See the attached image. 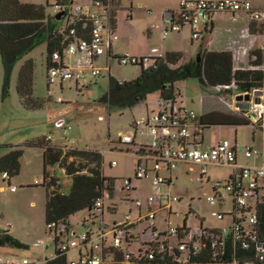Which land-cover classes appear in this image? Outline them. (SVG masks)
<instances>
[{
	"label": "rangeland",
	"instance_id": "374dc122",
	"mask_svg": "<svg viewBox=\"0 0 264 264\" xmlns=\"http://www.w3.org/2000/svg\"><path fill=\"white\" fill-rule=\"evenodd\" d=\"M23 3L39 4L45 7L47 17H53L57 13L56 0H20ZM155 0H119L115 12V29L111 37V48L114 55L121 56H143L148 53L163 55L174 46V40L179 33H163L160 29L152 28L159 20V13L150 4ZM90 0H67L66 6L74 3H89ZM147 6L148 9H144ZM66 17L59 20L64 25ZM159 23V21L157 22ZM184 30V31H183ZM182 33L188 37L180 46L183 51L181 62L195 59L200 42L207 40L203 34L202 41L195 39L190 41L189 29H183ZM189 34L187 35V33ZM209 38V37H208ZM107 50L94 61V67L101 69V74L96 77L90 76V70L86 69L87 76L76 85L66 80L60 83L58 80L51 84L46 80V45L40 43L32 50L22 55L13 65L8 77L7 94L3 95L4 69L0 57V156L10 149V146H20L23 149L20 171L17 175L8 179L0 176V229L6 230L14 238L27 245V248L14 246H0V255L12 257H29L33 260L43 261L54 254L53 235L48 230L44 217V204L46 200V189L43 181V148L41 146H28L27 141L50 135L53 144L66 146L79 150H92L101 153L103 158V174L106 177L115 178L116 185L113 196L110 198L105 193L104 210L82 209L75 212L69 219V233L62 236V240H76L77 236L86 230H91V238L87 244L88 249L101 247V240L97 236L99 226L104 231V246L112 245L113 236L122 239V247L125 248L124 231L113 230L115 223L125 220L127 215L130 220H135L140 214L144 217L148 213L146 199L152 192L154 172H150L146 178L136 180L134 177L135 146L132 144L119 143L120 135H133L135 132L134 122L137 119L152 115L158 110L157 95H149L140 100L131 108H111L103 100L108 88L109 75L119 81L134 79L140 73L139 65H121L117 60H111L110 71L106 67ZM32 59L34 64L33 95L44 101V105L36 110H26L20 102L16 91V80L22 63ZM259 69V68H258ZM245 87L255 88L252 82L244 83ZM215 97L212 87L204 89L197 78H186L174 83L175 101L196 112L203 113L204 107L214 99H208L207 94ZM221 103V101H220ZM222 104V103H221ZM217 107L221 105L217 104ZM57 114L63 119V127L55 126V121L49 122L52 114ZM215 129L205 131L209 135ZM228 131V130H222ZM208 139H211L209 136ZM136 142H142V137H136ZM9 144V145H7ZM130 151H126V149ZM132 152V153H131ZM70 160L79 162V157L72 156ZM111 162L115 165L110 166ZM201 165L179 164L171 171V185L166 190L181 199L171 205L172 213L169 216L172 226H180L186 217V224L191 231L198 230L200 225L204 228H219L231 222L232 200L227 199L221 205L220 201L210 204L207 195L211 194V181L225 180L233 174L231 165L215 166L208 165L205 174L201 172ZM49 171L57 178L59 190L68 194L71 190V178L68 177L63 168L58 165L49 167ZM159 177L169 178L166 170L158 172ZM130 179L131 190L128 199L121 193L122 179ZM13 186L14 190L10 187ZM141 202L140 211L135 202ZM115 206V212L108 211V207ZM157 203L152 205L155 209ZM189 211V213H188ZM174 213H180V216ZM188 213V214H187ZM226 214L223 219H217L214 214ZM187 214V216H185ZM93 218L94 220H91ZM87 219L85 226L83 220ZM166 211L156 214L155 223L161 229L165 226ZM93 223V224H92ZM134 240L130 248L137 250L141 243L151 238L149 220H142L131 228ZM41 242L40 246L35 243ZM80 247L72 248L67 252L68 258H77ZM39 264H43L40 262Z\"/></svg>",
	"mask_w": 264,
	"mask_h": 264
},
{
	"label": "built area",
	"instance_id": "2783aa9c",
	"mask_svg": "<svg viewBox=\"0 0 264 264\" xmlns=\"http://www.w3.org/2000/svg\"><path fill=\"white\" fill-rule=\"evenodd\" d=\"M118 4L119 0H90L89 3H74L68 7V11L62 9V5L56 4L58 9L64 10V39L67 42H63L59 49L50 54L49 66L46 67L49 84L57 80H69L78 84L87 76L86 69L90 70L91 77L101 74V69L94 67V61L111 48V37L115 28L114 16ZM218 12H229L233 17L238 12H245L253 21L261 23L264 27V8H254L249 0H180L177 8L161 10L159 26L163 33L179 32L185 27H190L191 39L195 40L203 34L199 26L208 24ZM76 54L82 56L77 59L78 66L73 68L70 61ZM159 56L161 55L153 53L143 56H116V60L121 65H139L144 68L156 62ZM246 93L250 95V100L245 116L253 115L255 121L262 119L264 88L255 87ZM158 103V110L154 114L134 122L133 135H120L119 143L135 146V178H146L153 171L155 182L146 199L147 215L141 217L139 214L135 220H130L127 215L123 222L114 224L113 230L124 231V240L129 241L123 260L117 262L113 256H105L102 250L105 233L102 226H99L97 236L101 240L100 249L98 246L88 249L87 244L92 234L89 235L88 230L77 236L79 243L76 240H66L58 245V251L66 253L72 248L80 247L79 256L68 258L66 264H132L134 259L141 263L143 261L144 264H189V259L194 261L193 264H256L257 261L264 264V229L259 215V209L264 206V165H243L227 179L211 181V194L207 195L210 204L220 201L222 205L225 200H232L233 212L227 214L231 217V222L219 228L207 229L200 225L198 230L193 232L186 224V217L180 226H172L169 220L171 205L178 202L180 197L164 188V185L170 187L171 171L180 163L199 164L202 174H205L208 164H228L237 168V152L243 153L245 157H256L259 151L250 146L231 143L228 139H222L207 149L199 148L195 142V137L201 134L199 115L194 110L178 104L174 97L158 99ZM58 118L55 121L56 126L62 128L63 119ZM136 137H142L144 141L136 142ZM49 138L50 136L47 137ZM113 165L115 162L110 163V166ZM160 170L168 171L169 178L159 177ZM2 178L8 179L7 173H3ZM10 188L14 190L13 186ZM130 190V180L122 179L121 193L126 196ZM103 200L104 198H99L96 206H102ZM154 203L158 204L155 209L152 208ZM135 204L140 211L141 202L136 200ZM161 211H166V219L165 226L159 229L155 217ZM225 215L214 214L217 219H223ZM142 220H149L151 238L144 242L146 246L141 247V243L139 248L143 252L136 253L139 248H130L134 240L130 226L141 223ZM113 238V248L127 247V242L125 248L121 246L123 241L116 234ZM40 245L41 242L35 243V246ZM239 250L252 252L254 259L238 256ZM54 257L55 254L39 261L29 257L0 255V264H46L48 259Z\"/></svg>",
	"mask_w": 264,
	"mask_h": 264
},
{
	"label": "trees",
	"instance_id": "16d2710c",
	"mask_svg": "<svg viewBox=\"0 0 264 264\" xmlns=\"http://www.w3.org/2000/svg\"><path fill=\"white\" fill-rule=\"evenodd\" d=\"M66 2L67 0H56L57 5H62V9L68 11ZM61 19H63V16L60 19H56L55 16L47 17L45 7L39 4L23 3L20 0H0V57L4 69L3 95L8 93V77L15 62L40 43L46 45V67L49 66L51 52L59 49L63 42H67L64 39L65 25L59 23ZM203 32H207L206 28ZM203 38L202 34L199 39L202 41ZM108 53L112 59H117L115 55L111 54L110 50ZM250 54L254 57L250 61L253 68L234 69L230 51H209L205 42H200L196 58L187 62H181L182 52L167 51L159 56L153 64L141 68L140 74L132 80L119 81L109 75L108 88L103 100L107 103L109 109H125L131 108L149 95H157L158 99L172 98L174 83L186 78H197L204 89L206 87L207 89L209 87L226 89L234 82L241 85L252 82L253 86L260 87L263 82V72L258 68L262 63V53L259 49H255ZM197 57H200V59L197 60ZM33 76V61L27 59L22 63L16 80V91L22 106L26 110H36L45 104L42 99L33 95ZM225 91L228 92L227 89ZM222 116L224 115L217 113L211 116V121H207L203 115H199L198 125L200 131L202 132L205 127L213 123H247L244 118L235 120L226 115V117ZM47 137L30 140L26 144L43 148L42 185L46 189L44 217L46 226L53 235L54 254L56 255L54 258L48 259L46 264H66L68 260L67 253L59 252L57 247L64 242L62 236L69 233L70 216L82 209L90 211L97 209L101 211L102 215L104 200L100 207L96 206V201L99 198H104L105 193L111 198L117 180L103 174V158L100 152L61 148L53 145ZM22 155L23 149L20 146H10L8 152L0 156V176L7 173L9 181L11 176L17 175L20 171ZM72 156L79 157V162L73 159L70 160L69 158ZM53 165L63 168L66 175L71 178L72 186L68 194H64L59 190L57 178L50 173L49 167ZM125 197V200L132 202L128 199V195ZM115 210L114 205L108 207V211L112 213ZM259 215L262 222L261 226L264 229V206L259 209ZM91 220L94 219L91 218ZM86 222L87 219H84L83 226ZM134 226L135 224L130 227L133 228ZM88 231L90 235L92 231ZM125 242H127L125 249H115L112 246L105 247L102 244L103 253L105 256H113L117 262L122 261L129 246L127 239H125ZM146 245V243H143L141 247ZM0 246L27 248V245L14 238L6 230L0 232ZM141 252H143L141 248L136 251V253ZM238 256L249 260L254 259L253 253L250 251L239 250ZM188 261L189 264L194 262L191 259ZM142 263L136 259L132 261V264ZM256 264L261 263L257 261Z\"/></svg>",
	"mask_w": 264,
	"mask_h": 264
},
{
	"label": "crops",
	"instance_id": "0c3cea01",
	"mask_svg": "<svg viewBox=\"0 0 264 264\" xmlns=\"http://www.w3.org/2000/svg\"><path fill=\"white\" fill-rule=\"evenodd\" d=\"M249 1H251L254 8L257 9L264 8V0H249ZM179 2L180 0H155L152 4H150V6L159 13L158 19L160 20L162 9H175L178 7ZM132 4H133V0H130V5ZM143 7H145L144 9H148L147 6H143ZM157 22L156 24L153 25L152 28L158 29L160 32L161 28L159 26V23ZM205 28L207 32H203ZM183 29H189L191 34L190 27H185ZM182 30L177 32L179 34L177 35L176 40H174L175 43L174 46L167 51H180L183 53L180 45L184 41H187L188 37L186 36V34L182 33L184 31ZM199 30L203 32L204 35L206 34L209 37V38L207 37V40L204 41L207 50L209 51L224 50L231 52L234 69L253 68L250 61L254 59V57L251 56L250 52L255 49H259L262 53V63L259 66V69L263 72V82L260 87L264 88V27L261 23L253 21L251 17L245 12H238L234 15V17L229 12H218L211 18L208 24L200 25ZM188 34L189 32L187 33V35ZM189 38L190 41H192L191 37ZM199 40L201 41V39ZM110 51L111 54L114 55V52H112V48H110ZM81 56H82L81 54L74 55L70 61V66L76 68L78 66L77 59ZM111 60L114 59H112L109 56V53L107 51V56L105 61H106V67L109 71H110ZM46 80H47V73H46ZM226 89L229 93L225 91ZM226 89H222L218 87L212 88V91L215 93L216 99H218V101L215 100V97L213 95L208 93L207 98L214 99V102L208 103L204 107L203 113L201 115H203L207 121H211L212 120L211 116L218 113L220 115H224L222 117L227 116L235 120L244 118L246 119L247 123L245 124L213 123L205 127L202 130L201 132L202 134H200V136L195 137V142L199 148L207 149L214 146L217 142H219L222 139H228L231 143H238L243 146H250L259 151V155L256 157H245L243 153L237 152L236 160H235L237 168L231 165L233 167V173L238 169V167L243 165H256V166L264 165V117L258 121H255L252 118L253 115H251V117L245 116V110L249 106L248 100L244 98L237 99V95H244V93H246V91L249 90L248 87H245L238 83H234L233 85H231L229 88ZM220 101L222 104L220 103ZM217 104L221 105V107H217ZM57 118L58 115L54 113L49 116L48 120L49 122H51L52 120L56 121ZM59 119L62 118H58V120ZM55 126H56V122H55ZM212 128L215 129V131L210 133L208 136L205 135V131ZM222 130H228V131H222ZM44 136H50V135H44ZM209 136L211 137V139H208ZM49 139L51 141L52 137L50 136ZM53 145L61 148H67L64 145L61 146L55 143ZM126 151L129 152L130 149L127 148ZM180 164H189V163L183 162ZM194 165H199V164H194ZM208 165H215V164H208ZM223 165H228V164H223ZM223 165H215V166H223Z\"/></svg>",
	"mask_w": 264,
	"mask_h": 264
},
{
	"label": "water",
	"instance_id": "95a60500",
	"mask_svg": "<svg viewBox=\"0 0 264 264\" xmlns=\"http://www.w3.org/2000/svg\"><path fill=\"white\" fill-rule=\"evenodd\" d=\"M57 6V5H56ZM57 8H59V6H57ZM64 14V10H60L58 9L57 13L55 14V18L56 19H60V17ZM200 57H197V60H199ZM246 99V100H250V95L248 93H246L245 95H237V99ZM3 231V229H0V232Z\"/></svg>",
	"mask_w": 264,
	"mask_h": 264
}]
</instances>
